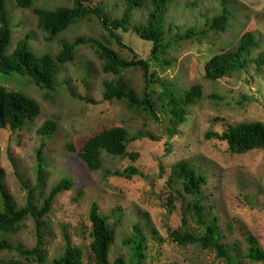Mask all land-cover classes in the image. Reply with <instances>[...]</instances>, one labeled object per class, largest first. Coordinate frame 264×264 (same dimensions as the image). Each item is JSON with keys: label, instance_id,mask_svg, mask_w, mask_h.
I'll use <instances>...</instances> for the list:
<instances>
[{"label": "rangeland", "instance_id": "374dc122", "mask_svg": "<svg viewBox=\"0 0 264 264\" xmlns=\"http://www.w3.org/2000/svg\"><path fill=\"white\" fill-rule=\"evenodd\" d=\"M102 1L107 2L113 18L122 17L123 0H94V4ZM69 5L65 0H37L35 7L54 10ZM7 7L13 30L8 53L16 49L23 36L35 33L31 46L38 54L57 55L62 42H75L82 37L106 44L124 60L133 58L94 18L80 21L61 37L47 42L37 30L34 12L19 10L12 2H8ZM223 8L231 14L226 32L209 31L205 37L180 39L189 29L199 34L207 30L206 23H211ZM148 10L150 6L136 11L132 26L145 23ZM169 26L173 28L169 30ZM167 30L166 39L171 47L163 59L168 63L151 59L152 44L141 40L133 31L118 33L125 45L150 61L151 73L157 81L153 96L157 106L161 104L158 97L164 87H174L178 98L193 86L203 87L201 101L190 108L186 123L174 137L169 136L166 125L155 122L142 110H131L126 101L104 100V83L117 80L134 89L141 98L145 91L143 71L133 68L123 72L121 77L107 74L103 70L105 62L91 45L80 46L76 61L61 66L54 91L37 87L21 75L0 74V85L29 96L41 107L36 122L27 124L22 131L0 129V169L5 173V186L20 208L28 205L30 197L40 208L43 188L49 192L64 175L75 177L78 176L76 171L86 170L70 147L78 152L91 138L113 128H123L131 138L139 134L148 136L129 145L128 152L137 155L135 162L130 158L104 156L102 171L88 173L87 182L83 180V184L56 198L43 225V250L49 261L62 255L66 230L73 244L83 248L85 263L89 264L86 257L91 243L90 212L97 204L116 233L117 241L110 254L112 264L119 257L130 263L131 252L123 241L132 235L134 226L139 223L150 244L145 264H228L215 250L197 245L182 247L170 237L182 227L183 199L179 198L173 215L168 216L167 181L171 168L187 160L207 178L202 188V206L207 217L218 218L222 243L237 247L242 264H264L247 257L249 244L246 241V235L251 233L264 251V150L233 154L227 144L207 137L209 133L222 134L230 126L241 123H264V65L258 68L251 64L247 70L217 82L205 78L206 64L213 57L235 48L246 32H253L261 41V48L253 57L264 54V0H173ZM47 121L55 122L58 127L51 139H44L37 132ZM43 142L47 144L43 155L47 166L44 182L40 183L37 152ZM131 166L139 173L131 179L108 175L109 172H124ZM181 188V184L176 186L177 190ZM81 189L83 193L79 196ZM183 196L188 203L194 201L191 196ZM1 207L0 198V210ZM115 212L119 219L114 217ZM117 221L120 223L116 224ZM187 229L197 237L205 233V228L193 216L188 217ZM2 240L23 249L34 248L37 244L34 218L29 216L15 235L0 233ZM0 264L38 262L16 251L3 250L0 251Z\"/></svg>", "mask_w": 264, "mask_h": 264}, {"label": "trees", "instance_id": "16d2710c", "mask_svg": "<svg viewBox=\"0 0 264 264\" xmlns=\"http://www.w3.org/2000/svg\"><path fill=\"white\" fill-rule=\"evenodd\" d=\"M71 5L58 7L54 10L35 7L37 0H0V74L6 76L21 75L29 78L37 87L54 91L61 70V66L72 64L76 61L77 50L82 45H91L104 63V72L121 77L123 72L133 68H140L143 71L145 91L139 98L131 87L120 80L105 82V101H126L128 107L133 110H142L155 122L166 125L170 137H174L178 129L187 121L189 110L197 105L203 97V87L193 86L184 90L182 98L175 95V88H165L159 95L160 105L153 102L156 94L155 74L151 73L150 61L143 59L131 47L125 45L119 36V31L129 33L133 31L141 40L152 44L151 59L168 63L163 58L166 56L171 45L166 36L167 17L173 0H123V13L121 18H113L108 11L107 2L94 4V0H65ZM226 1V0H225ZM12 2L19 10H30L37 17V30L41 33L43 40L52 42L64 35L71 27L80 21L96 19L102 29L116 41L121 47L127 49L133 56L132 60L122 59L114 50L106 44L86 38H78L75 42H62V48L57 55L38 54L31 46V40L35 33L23 36L17 43L16 49L8 53L12 41L13 30L11 17L7 7ZM148 10L149 15L145 23L132 26V20L136 11ZM231 14L226 9L216 16L212 22H207V30L197 33L189 29L181 40L191 39L201 35L205 37L209 31L226 32ZM173 27L169 26V30ZM261 48L260 38L253 32H246L240 39L238 45L222 54L213 57L205 67V78L208 81L217 82L234 73L247 70L251 64L258 68L264 65V54L258 58L253 55ZM41 114L40 105L29 96L16 91L8 90L0 85V129L10 128L13 132L22 131L27 124H33ZM57 124L53 121L45 122L38 129V135L44 139H51L57 132ZM145 137L139 134L131 138L123 128L106 130L103 134L91 138L78 152L74 147L70 150L77 155L86 166L85 171H76L78 176L64 175L57 185L49 192L41 193L42 206L37 208L30 197L28 205L20 208L10 191L4 184L5 173L0 169V198L2 207L0 210V233L15 235L20 231V225L29 217H33L37 224V244L32 249L16 247L6 240L0 241V251H16L27 259H34L38 264H86L83 248L75 246L71 236L65 230V248L59 257L49 261L44 246V219L51 213L56 198L71 191L74 187L87 182L88 173H97L104 167V156L114 158H130L133 162L137 155L128 152L131 143ZM209 139H215L228 145L233 154H246L255 150H264V123L251 122L233 125L222 134L209 133ZM47 144L43 142L37 152V171L40 183L45 179L46 163L43 155ZM137 168L131 166L124 172H109L108 175L131 179L138 175ZM81 177H84L83 179ZM84 180V181H83ZM207 182L204 174L200 173L197 167L190 161L183 160L171 168V174L167 181L169 188L168 195V216L173 215L175 204L182 198V227L171 233V239L179 246L197 245L205 250H215L218 257L224 258L228 264H242L241 256L236 246L222 243L221 228L218 225V218L205 215V208L202 206V188ZM181 184V191L176 186ZM27 189H31L25 184ZM34 191V190H33ZM82 189L78 191L82 195ZM183 194L191 196L194 201L187 202ZM193 216L197 223L205 228V233L197 237L187 229L188 217ZM115 218L120 216L115 212ZM92 222L91 243L88 247L87 261L89 264H112L110 254L115 246L117 238L113 227L109 224V218L101 215L100 207L94 204L90 212ZM117 221L116 224H119ZM147 228V227H146ZM249 244L247 257L255 262L264 263V251L257 239L251 234L246 235ZM163 240L160 239V243ZM123 245L130 249L131 259L129 264H145L148 260L147 251L150 249L148 237L142 223L136 224L132 235L123 241ZM114 264H127L119 257Z\"/></svg>", "mask_w": 264, "mask_h": 264}]
</instances>
